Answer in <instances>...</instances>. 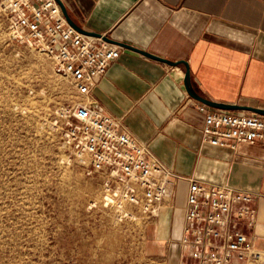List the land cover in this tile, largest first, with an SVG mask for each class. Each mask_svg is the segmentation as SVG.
I'll list each match as a JSON object with an SVG mask.
<instances>
[{"label": "crops", "instance_id": "0c3cea01", "mask_svg": "<svg viewBox=\"0 0 264 264\" xmlns=\"http://www.w3.org/2000/svg\"><path fill=\"white\" fill-rule=\"evenodd\" d=\"M63 2L71 18L88 31L173 61L186 60L196 91L207 99L264 109V0ZM112 44L122 47L121 56L92 88L91 103L120 119L178 174L253 192L255 222L241 226L264 254V140L243 143L236 150L203 142L204 103L188 93L185 65H169ZM176 188L175 202L164 206L162 214L168 225L178 221L183 226L188 182L180 180ZM252 263L264 264V258L241 261Z\"/></svg>", "mask_w": 264, "mask_h": 264}, {"label": "rangeland", "instance_id": "374dc122", "mask_svg": "<svg viewBox=\"0 0 264 264\" xmlns=\"http://www.w3.org/2000/svg\"><path fill=\"white\" fill-rule=\"evenodd\" d=\"M9 22L0 1V264H195L162 214L175 198L151 216L89 173L61 111L83 96Z\"/></svg>", "mask_w": 264, "mask_h": 264}, {"label": "built area", "instance_id": "2783aa9c", "mask_svg": "<svg viewBox=\"0 0 264 264\" xmlns=\"http://www.w3.org/2000/svg\"><path fill=\"white\" fill-rule=\"evenodd\" d=\"M10 14L9 27L16 36L36 42L87 99L62 107L68 128L65 138L90 174L105 176L104 186L113 197L143 213L158 215L160 206L177 196V183L188 182L181 243L195 264H241L258 258L242 224L252 226L257 209L253 192L229 182L215 183L182 176L152 152L150 145L133 137L120 119L91 103L92 88L122 47L102 36L85 35L67 20L57 0H0ZM205 113L203 142L236 150L243 143L264 140V115L211 110Z\"/></svg>", "mask_w": 264, "mask_h": 264}, {"label": "water", "instance_id": "95a60500", "mask_svg": "<svg viewBox=\"0 0 264 264\" xmlns=\"http://www.w3.org/2000/svg\"><path fill=\"white\" fill-rule=\"evenodd\" d=\"M57 2L60 4L64 15L66 16L67 20L69 21V23L75 28L77 29L79 32L85 34V35H90V36H98V37H103L105 40H107L110 43H118L121 46L125 47V48H129L132 50H135L137 52L142 53L143 55H146L148 57H151L153 59L165 62L169 65H180V64H184L186 67V74H185V85L187 88L188 93L194 97L195 99L199 100L200 102L211 106V107H215V108H220V109H227V110H231V109H247V110H251L253 112H256L258 114H262L264 115V109L261 108H256V107H249V106H243V105H235V104H228V103H220V102H216V101H212L210 99H207L206 97L200 95L193 83H192V78H191V69L189 66V63L186 60H180V61H173L158 55H155L153 53H150L144 49H140L138 47H135L133 45L127 44V43H119L117 41H114L113 39H111L109 36L107 35H102L101 33H97V32H93V31H88L87 29H85L84 27L80 26L78 23H76L70 16L68 9L65 5V3L63 2V0H57Z\"/></svg>", "mask_w": 264, "mask_h": 264}, {"label": "bare ground", "instance_id": "6f19581e", "mask_svg": "<svg viewBox=\"0 0 264 264\" xmlns=\"http://www.w3.org/2000/svg\"><path fill=\"white\" fill-rule=\"evenodd\" d=\"M109 195V197H110V199H111V195L110 194H108Z\"/></svg>", "mask_w": 264, "mask_h": 264}]
</instances>
